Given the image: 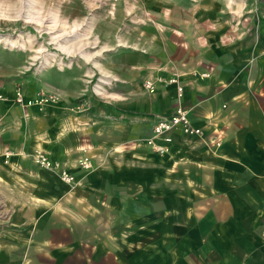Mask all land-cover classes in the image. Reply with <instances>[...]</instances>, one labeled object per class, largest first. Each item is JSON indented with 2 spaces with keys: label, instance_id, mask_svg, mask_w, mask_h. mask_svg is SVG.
Wrapping results in <instances>:
<instances>
[{
  "label": "crops",
  "instance_id": "0c3cea01",
  "mask_svg": "<svg viewBox=\"0 0 264 264\" xmlns=\"http://www.w3.org/2000/svg\"><path fill=\"white\" fill-rule=\"evenodd\" d=\"M203 21L202 34L193 21L172 35L151 26L125 73L96 69L109 79L101 91L63 69L43 128L0 119V264H264V16L234 40L229 19ZM175 75L203 135L178 129L160 154L143 141L179 105ZM60 206L80 219L63 212L71 220L57 231Z\"/></svg>",
  "mask_w": 264,
  "mask_h": 264
},
{
  "label": "rangeland",
  "instance_id": "374dc122",
  "mask_svg": "<svg viewBox=\"0 0 264 264\" xmlns=\"http://www.w3.org/2000/svg\"><path fill=\"white\" fill-rule=\"evenodd\" d=\"M33 1L44 13L40 25L21 21L24 16H29V2ZM39 2L43 3L44 9ZM51 7L60 9L61 20H66V26L60 23L51 29ZM262 16L264 0H0V119L6 114L11 116L14 121L9 128L13 131L19 130L20 118L43 128L48 107L53 102H42V99L58 96L59 101L63 98L62 91L52 88L54 81L62 84L63 69L71 67L72 71H76L74 75L78 74L77 71L86 72V78L82 80L87 84L86 92L101 91L107 86L102 80L109 79L96 69L111 67L119 74L125 73L131 61L140 60V55L146 53L144 49L148 42L141 35L153 37L155 33L150 29L156 24H161L158 27L162 33L172 35L178 28L177 23L180 25L183 20L187 25L194 23L189 28L200 29L202 34L207 29V23L203 21L199 25L200 20L229 19L234 40L251 33V18ZM16 20H20L19 24L11 25V21ZM77 21L80 26L73 31L72 26ZM65 27L66 30H63ZM76 31L85 37H79L78 50L74 49L70 54L60 51L58 41L71 46L78 40L76 36L79 33L74 35ZM51 36L58 40L52 41ZM82 49L90 55V59L83 57ZM19 94L23 96V102L18 101ZM64 204L70 206L69 202ZM6 206L0 201L1 213ZM64 206H60L64 218L53 220L57 231L62 229L63 223L71 220L64 213L80 219L78 207H71L74 213ZM1 216L2 220L6 219L3 213Z\"/></svg>",
  "mask_w": 264,
  "mask_h": 264
},
{
  "label": "built area",
  "instance_id": "2783aa9c",
  "mask_svg": "<svg viewBox=\"0 0 264 264\" xmlns=\"http://www.w3.org/2000/svg\"><path fill=\"white\" fill-rule=\"evenodd\" d=\"M159 82L162 81L160 78L158 80ZM170 84H176L177 85V91H178V104L175 112L168 118L162 117L160 121H158L154 127H153V135L152 137L146 139L143 141V144H145L147 147H150L154 152L164 154L167 153L170 149V145L173 142V133L177 131L178 129H182L183 132L187 135H193V136H202L203 131L201 128L196 127L192 124V121H190L188 112L185 110V108L182 105V97H183V87L179 83L178 76L175 75L173 78H170L168 80ZM145 87L149 92H154L156 90V80L154 78H148L145 81ZM18 101L23 102V96L21 94L18 95ZM58 100V96H50L48 99H42V102L45 101H51L55 102ZM41 102V103H42ZM32 104V102H31ZM34 160L36 163L40 164L43 167H47L50 169H61L60 163L56 161H51L48 156L44 152H37L34 155ZM82 166L84 168H89L91 166L90 161L88 159H85L82 162ZM61 177L63 181L67 183H72L74 180L73 175L65 171L64 169L61 172Z\"/></svg>",
  "mask_w": 264,
  "mask_h": 264
},
{
  "label": "bare ground",
  "instance_id": "6f19581e",
  "mask_svg": "<svg viewBox=\"0 0 264 264\" xmlns=\"http://www.w3.org/2000/svg\"><path fill=\"white\" fill-rule=\"evenodd\" d=\"M45 1V0H44ZM21 3V2H20ZM39 4L41 5V7H42V9H44V7L42 6L43 5V3H41V2H39ZM27 6V5H26ZM39 6V5H38ZM37 6V2L36 1H33L32 3H30L29 2V12H28V14H29V16H24L23 17V19L21 20V21H24V22H30V23H37V24H39V23H41L42 21H43V14L44 13H42L41 12V10H40V8ZM37 8H39V9H37ZM54 10H56V11H54ZM49 14H50V22L53 24L52 26H51V29H55L56 27H57V24H60V23H63V24H60V25H62V26H66V20L63 22V20H61L62 18H63V16H61L62 15V13H60V9H55V8H53V7H51V10H49ZM11 22H13L11 25H13V26H16V25H18L19 24V22H20V20H16V21H11ZM40 25V24H39ZM49 26V25H48ZM61 26V27H62ZM72 26V25H71ZM79 26H80V23H79V21H77L73 26H72V29H73V31L74 30H77L78 28H79ZM75 28H77V29H75ZM92 29V28H91ZM63 30H66V27L63 29ZM52 33V32H51ZM79 32L78 31H76L75 33H74V35L75 34H78ZM70 34H71V31H70ZM82 35L83 34H78V36H76L77 37V42H74V43H72V45L70 46V45H66V44H64V42H60V41H58V49L60 50V51H62V52H67V54L69 53H71V52H73V51H75L74 49H77V47L79 46L78 44H80V42H79V40L81 41V39H79V37H81V38H85V37H82ZM51 39H52V41H57L58 40V38L56 39L55 37H53V36H51ZM66 39V38H65ZM71 39V38H70ZM69 39L67 38V40H65L66 42L68 41ZM73 40V39H72ZM62 41V40H61ZM83 42V41H82ZM83 44H85V43H83ZM80 47V46H79ZM78 50V49H77ZM84 49H82L80 52L81 53H83L82 55H83V57L85 58V59H90V55L88 54V53H85V51H83ZM51 56H53V57H55V55L54 54H51ZM96 64V63H95ZM102 82L104 83V84H109V80H102ZM99 87V86H98ZM99 89H101V87H99Z\"/></svg>",
  "mask_w": 264,
  "mask_h": 264
}]
</instances>
